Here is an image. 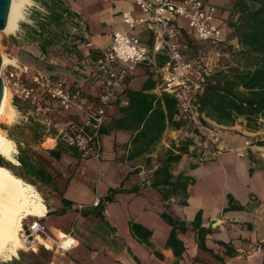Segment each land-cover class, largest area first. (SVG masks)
I'll list each match as a JSON object with an SVG mask.
<instances>
[{
	"label": "crops",
	"instance_id": "1",
	"mask_svg": "<svg viewBox=\"0 0 264 264\" xmlns=\"http://www.w3.org/2000/svg\"><path fill=\"white\" fill-rule=\"evenodd\" d=\"M207 1L216 5L212 0ZM31 2L33 6L28 18L21 21L14 33L2 40L5 55L11 63L15 60L26 63L29 60L27 64L42 70L41 66L32 61L49 64V69L44 71L63 79L71 88L78 86L84 99V108H93L96 106L100 86L90 78L91 62L96 59L99 50L109 45L115 31L126 30L127 25L121 14L124 11L139 14L137 6L132 0H63L61 2L73 14L72 17H77L86 24L93 47L91 50L85 49L67 21L68 37L58 45L45 47L43 53L41 39L46 34L39 35L38 21L47 20L48 10L37 0ZM216 8V22L224 37L222 47L227 48L229 30L225 13H222L221 8ZM47 30L53 28L47 27ZM135 33L142 43L149 46L152 44L149 33ZM71 37L76 38V52L63 51L61 44H72ZM233 38L236 40L234 36ZM232 47L234 50L238 48ZM59 48V55L51 58L50 63L43 60ZM163 62L164 57L157 55L154 60L137 65L128 76L123 86L128 105L123 106L118 99L108 109L107 119L100 129L101 150L98 159H82L77 150L69 148L62 153L60 160H52V166L60 173L57 188L72 205L63 206L56 192L47 186H41L40 195L47 199L46 202L43 201L46 211L41 221L53 232L71 234L77 246L66 258L53 256L46 264H175V261L177 264H264L263 241L251 235L254 231L253 223L239 216L247 213L258 215L264 210V199L261 200L254 193H250V201L244 204L232 195L244 207L242 211L223 212L227 205L226 194V205L220 216L205 217L202 208L195 212L201 211V226L211 229L206 235L205 245L212 253L198 246L197 232L191 225L195 214L190 219L178 213L189 205V191L196 183L194 172L220 154L209 161L198 163L188 142L178 139L181 122L175 118V107L165 102L166 97H173L160 88L158 68ZM224 67L222 65L219 69ZM7 70L9 73L14 71L11 66ZM13 98L15 97L11 95L13 120L4 125L3 130L14 139L11 140L15 147L14 158L20 152L22 157L29 156L35 162L33 153L49 158V150L61 152L63 147L57 145V137L48 134L49 129L55 127L59 135L71 122L68 119H76L78 124L81 123V111L77 108L59 114L53 102L50 110L37 105L35 109L19 111L12 105ZM58 114L67 121H54L52 117H57ZM203 118L207 123L221 127L232 146H242L245 140H250L254 146L253 152L239 158L248 161L250 177L257 171L264 175V158L257 151L258 147L264 148V122L258 129L251 130L245 126L243 118H238L231 125H219L204 116ZM175 121L180 123L177 128L173 124ZM105 135L109 138L108 144L102 141ZM184 145H187V150L180 153L177 147ZM179 154L177 161L172 159ZM177 180L186 183L184 191L180 187L175 188ZM111 190L116 193L107 202L105 198ZM140 199L142 202L137 206H131L132 202ZM96 200L101 202L97 206L93 204ZM162 214L185 223L186 231H177V238L184 247L179 259L175 257L173 249L166 246L172 227L163 219ZM52 216L56 217L55 222L58 224L47 222ZM82 216H87L92 224L78 225ZM133 223L151 232L146 241L133 232ZM236 227L238 234L232 236L230 231ZM244 230L250 235L244 234ZM142 233L144 234V230ZM221 242L228 244L235 251V256H226ZM70 243L72 238H68L66 245ZM14 258L20 259L19 256Z\"/></svg>",
	"mask_w": 264,
	"mask_h": 264
},
{
	"label": "built area",
	"instance_id": "2",
	"mask_svg": "<svg viewBox=\"0 0 264 264\" xmlns=\"http://www.w3.org/2000/svg\"><path fill=\"white\" fill-rule=\"evenodd\" d=\"M132 1L139 14L124 11L121 16L126 30L115 31L109 45L99 50L91 62L90 78L100 86L96 106L84 108L78 86L71 88L63 79L17 60L1 66L0 76L5 89L23 101L36 102L39 93H43L56 101L63 111L80 110L81 123H68L59 136L83 157L98 159L101 150L99 129L107 119L108 109L118 99L123 106L128 105L123 94L126 79L137 65L161 55L164 62L158 68L160 88L175 99V118L181 122L178 139L188 142L197 162L204 163L224 152H234L239 157L253 152V143L248 139L242 146L230 145L221 127L204 122L196 108L195 100L202 92L205 77L213 72L206 63L205 48L215 50L219 56L224 44L222 29L216 22L215 5L207 0ZM68 24L85 49L91 50L93 44L89 41L86 24L77 17L70 18ZM137 31L149 33L152 44L142 43ZM187 38L201 48L197 59H190L186 54ZM9 66L14 69L12 73L7 70ZM257 151L264 158V148L258 147ZM93 204L97 206L98 200ZM27 226L33 240L37 237L42 240H34L35 246L40 245L54 254L64 255L77 246L71 234L53 232L39 218H33ZM68 238H72V243L66 245Z\"/></svg>",
	"mask_w": 264,
	"mask_h": 264
},
{
	"label": "trees",
	"instance_id": "3",
	"mask_svg": "<svg viewBox=\"0 0 264 264\" xmlns=\"http://www.w3.org/2000/svg\"><path fill=\"white\" fill-rule=\"evenodd\" d=\"M36 1V0H35ZM48 10V18L46 21H38L39 35H45L41 39V51L44 53L45 47L58 45L61 40L68 37L66 33V23L72 17V13L64 7L60 0H37ZM233 1V11L230 14L229 26L233 29V36L236 38L238 49L234 50L229 47V52L234 58V63L225 66L208 74L205 77L202 92L195 100L197 111L205 118L214 121L219 125L234 124L238 118L245 120V126L248 129L256 130L260 124L264 122V0H231ZM47 27H52L53 30H47ZM71 41H76L75 37L70 38ZM186 54L190 59H197L200 55L201 48L196 45L192 40L186 39ZM61 48L63 51L76 52L75 43H62ZM46 67L49 64L42 62ZM54 108L59 112H63L58 103L47 95L39 93L36 102L22 101L18 98H13L12 105L19 111H26L29 108ZM165 102L170 103L175 107V114L177 113L176 101L173 98H165ZM48 112V111H47ZM52 117L54 121L67 120L65 117L59 115ZM69 118H71L69 116ZM171 119V117H169ZM72 123L78 125L76 119H68ZM204 122H206L203 119ZM174 127L180 126L179 122L173 123ZM101 129V128H100ZM99 129V134H100ZM50 136L57 137V145H61L63 150L57 152L54 150L48 151V157L43 155H36L34 162L29 156L22 157L20 152L15 156L17 163H11L2 156H0V166L6 167L12 174L19 177L24 182L31 184L37 191L42 194L41 186H47L51 191L56 192L60 198L63 206H71L72 202L63 197V194L58 190V178L60 173L52 166V160H60L62 153L69 148L77 150L73 146L67 145L59 135L57 129L51 127L49 129ZM7 137L14 140L10 134ZM180 153L186 152L187 145L177 147ZM78 151V150H77ZM80 158L90 159L83 157L78 151ZM179 155H175L172 159L177 161ZM186 183H181L179 180L175 183V188L180 187L182 191L185 190ZM116 191L111 190L105 201L110 202L112 195ZM101 202H98L100 204ZM244 207L237 203L231 194H227V205L223 212L228 211H242ZM49 214V211L48 213ZM163 219L172 227L167 247L172 248L175 257L179 259L183 252L184 247L182 242L177 238V231L185 232V223L178 218H173L169 215L162 214ZM201 211L195 214L191 222L193 229L197 232V243L200 249L212 253L211 249L205 245L206 235L211 231L210 228L201 226ZM133 232L139 234L146 241L151 235V232L144 229L141 225L133 223L131 225ZM144 230V234L142 231ZM225 248V255L229 257L235 256V251L231 249L228 244L220 243ZM39 250V254H40ZM22 255L23 253H19ZM38 253H33L37 259ZM216 258V255H214ZM49 262L50 259H47ZM35 264H37L35 262ZM177 264V261H175Z\"/></svg>",
	"mask_w": 264,
	"mask_h": 264
},
{
	"label": "rangeland",
	"instance_id": "4",
	"mask_svg": "<svg viewBox=\"0 0 264 264\" xmlns=\"http://www.w3.org/2000/svg\"><path fill=\"white\" fill-rule=\"evenodd\" d=\"M102 1V0H99ZM212 3H215V7L221 8L222 13H225V22L227 24V29L229 33L227 34L226 40L229 41L226 47H221V54L218 56L215 54V50L206 47L205 53L207 56V61L209 68L212 71L218 70L222 65L227 66L234 63V58L231 56L228 47L236 46L237 42L233 38V29L229 26L230 14L233 11V1L231 0H212ZM219 3V4H218ZM214 5V4H213ZM219 5V6H218ZM32 8V2L25 5L23 11V20L28 18ZM25 12V13H24ZM19 22V24L21 23ZM10 33H6L0 31V53L3 54L6 58V63H9L8 57L5 55V51L2 48V40ZM60 48L53 51L52 54L47 55L43 60L50 63V59L57 57L59 55ZM56 61V60H55ZM42 68V67H41ZM8 102L11 104V94L8 92ZM13 111L6 110L5 113L0 118V132L4 134L6 137V133L3 130L4 125L11 123L13 120ZM104 144H108L109 138L108 136H103ZM14 157V153H13ZM12 163V162H11ZM248 161L244 158H239L234 152H224L217 156L212 162L205 164L200 169L194 172V176L196 178V183L194 186L190 188L189 191V199H188V207L184 208L179 214L184 217L193 218L195 212L202 208L204 212V216H214L218 217L221 215L223 207L226 205V194L233 195L239 202L247 203L250 201V193H254L261 200L264 199V175L259 173L258 171L254 173L252 177L249 176ZM42 190V188L40 187ZM37 190V189H36ZM42 197V196H41ZM43 201L46 202V197L43 196ZM122 202V201H121ZM142 202L135 201L131 203L132 207L138 205V203ZM264 206V201H263ZM240 217H245L249 222L253 223L254 231L251 234L253 237L258 238L264 243V210L260 212L258 215H254L251 213L247 214H239ZM33 218L36 217H27L25 219L20 220V226L27 225ZM55 216L50 217L47 222H55ZM87 224L88 226L92 224V221L89 220L87 216H82L78 222V225ZM55 224H58L55 222ZM238 228L236 227L234 230L230 231V234L236 235L238 234ZM244 234L250 235L247 230H244ZM36 251L31 248H27L26 246L23 248H19L18 256L19 260H15L13 257L8 261H0L1 264H20L25 262V264H46L48 263L47 259H52L53 256L58 258H66L68 253H65L63 256L59 254H54L53 251H47L44 247L38 245L35 246ZM39 250L41 251L39 254ZM19 253H23L20 255ZM33 253H38L37 259L33 256ZM71 253V252H70ZM71 259V258H70ZM73 260V259H71ZM72 264H76L75 262Z\"/></svg>",
	"mask_w": 264,
	"mask_h": 264
},
{
	"label": "bare ground",
	"instance_id": "5",
	"mask_svg": "<svg viewBox=\"0 0 264 264\" xmlns=\"http://www.w3.org/2000/svg\"><path fill=\"white\" fill-rule=\"evenodd\" d=\"M30 1L11 0L7 24L3 32L14 33L18 29L19 22L24 17V7ZM1 57L2 66L6 63V58L3 54ZM8 109L14 108L9 105L8 91L5 89L0 105V118ZM14 152V143L0 132V156L7 161L17 163L13 157ZM45 211L46 206L40 193L31 184L12 174L6 167L0 166V261L11 260L18 256L19 248L27 247L25 240L21 237L23 225L20 226V220L27 217L41 219ZM34 240L42 242L39 237ZM31 249L36 251L34 245Z\"/></svg>",
	"mask_w": 264,
	"mask_h": 264
},
{
	"label": "water",
	"instance_id": "6",
	"mask_svg": "<svg viewBox=\"0 0 264 264\" xmlns=\"http://www.w3.org/2000/svg\"><path fill=\"white\" fill-rule=\"evenodd\" d=\"M10 4H11V0H0V31H2L7 24ZM237 49L238 48H236V50ZM28 62H30V61L29 60L26 61V63H28ZM32 62L41 66L44 70L49 69V67H46L37 61H32ZM1 64H2V57H1V53H0V69H1ZM4 90H5L4 83H3V80L0 76V105H1L2 98H3ZM215 225H216V223L213 224V226H215ZM21 237L25 240V244L27 245L28 248H31L32 245L35 246L36 243L33 240V238L30 236V232L28 230L27 225L22 226Z\"/></svg>",
	"mask_w": 264,
	"mask_h": 264
}]
</instances>
